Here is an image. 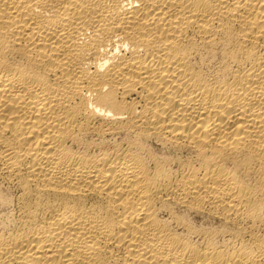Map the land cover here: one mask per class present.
Here are the masks:
<instances>
[{
    "label": "bare ground",
    "instance_id": "1",
    "mask_svg": "<svg viewBox=\"0 0 264 264\" xmlns=\"http://www.w3.org/2000/svg\"><path fill=\"white\" fill-rule=\"evenodd\" d=\"M0 264H264V0H0Z\"/></svg>",
    "mask_w": 264,
    "mask_h": 264
}]
</instances>
